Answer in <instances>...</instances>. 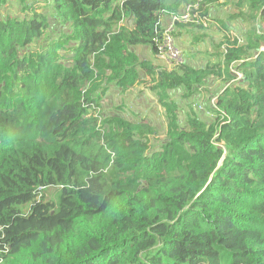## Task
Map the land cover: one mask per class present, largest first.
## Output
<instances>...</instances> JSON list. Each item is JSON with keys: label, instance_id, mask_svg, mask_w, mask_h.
<instances>
[{"label": "trees", "instance_id": "trees-1", "mask_svg": "<svg viewBox=\"0 0 264 264\" xmlns=\"http://www.w3.org/2000/svg\"><path fill=\"white\" fill-rule=\"evenodd\" d=\"M196 3L205 16L206 0H0V264H264V0L236 1L244 43L170 69L162 17ZM145 78L166 108L154 148L146 119L98 112ZM212 79L215 116L195 102L183 119L169 92Z\"/></svg>", "mask_w": 264, "mask_h": 264}, {"label": "rangeland", "instance_id": "rangeland-1", "mask_svg": "<svg viewBox=\"0 0 264 264\" xmlns=\"http://www.w3.org/2000/svg\"><path fill=\"white\" fill-rule=\"evenodd\" d=\"M51 1V0H50ZM173 0H167V2H171ZM208 1V6L205 16H201L202 11L200 10L199 18L196 20L195 24L191 25H183L181 29H185L186 31L193 32L196 29H199V37L197 43L201 41L206 42V45H211V48L215 51L217 46L211 44L213 42V36L216 25L218 24V31H224V35L227 36L228 40L230 41H238L240 44L245 42L244 34L246 28L249 29L248 24H245L241 21L240 18H235L234 15L239 14V8L236 7L237 0H206ZM45 5V4H43ZM4 12H9L12 14H19L20 8L17 2L13 3L9 9H5ZM50 14V12H49ZM51 15V14H50ZM206 17V18H205ZM50 20L54 26L57 28V22L55 18H51ZM224 20L229 21L231 24V29H226L224 25ZM223 35V36H224ZM177 38H179L178 32L176 33ZM197 36V35H196ZM197 38L194 37V42ZM177 40V39H176ZM185 45H188L185 43ZM228 46L227 42L224 44L222 48H226ZM184 50V49H183ZM217 51L216 53H218ZM191 52L183 51L184 56L186 59L189 58V62L193 63L195 61L198 64V58L200 55L196 53V56H192L188 54ZM193 60V61H192ZM162 63L161 61H159ZM166 65V67L172 69L173 66L162 63ZM199 67V65H197ZM206 66V65H204ZM227 82L221 81L220 79H212L210 81L209 86L202 87L201 93L195 97V99L185 98L187 92L180 90V91H172L169 92L168 100L171 101L173 104L179 105L183 108L181 117L183 119L186 118V114H191L192 110L191 107L193 103L198 102L199 104H195V107H200L205 112L203 113L206 116L214 117L215 114L208 110L206 111V107L204 105H209L211 98H217V94L219 90L222 88L224 89L227 86ZM151 82L148 78H145L141 83L136 85L134 88L128 91H122L116 89L112 86L110 92H108L101 100L100 108L98 112L100 115L106 116L107 118H113L115 115H119L118 111H123L129 118L133 119H141L144 118L148 122H150L154 127H156L157 132L153 137V148L160 145V140H164L166 138L167 133V118L166 108L158 98L152 94L150 90ZM212 99V102H213ZM203 116V115H202ZM58 187H49L45 188L42 191V195L46 201H53L57 202L58 200Z\"/></svg>", "mask_w": 264, "mask_h": 264}, {"label": "built area", "instance_id": "built-area-1", "mask_svg": "<svg viewBox=\"0 0 264 264\" xmlns=\"http://www.w3.org/2000/svg\"><path fill=\"white\" fill-rule=\"evenodd\" d=\"M200 5L189 4L186 5L183 11L173 14L170 22L162 26V45L160 47L159 59L166 64L178 66L185 60L183 50L179 47L176 40V30L179 23H189L199 18ZM242 77V76H240ZM216 100L213 99L214 103Z\"/></svg>", "mask_w": 264, "mask_h": 264}, {"label": "crops", "instance_id": "crops-1", "mask_svg": "<svg viewBox=\"0 0 264 264\" xmlns=\"http://www.w3.org/2000/svg\"><path fill=\"white\" fill-rule=\"evenodd\" d=\"M133 20V19H132ZM132 20H129L128 23L129 24H132ZM170 22V15H164L162 17V26H165L167 25L168 23ZM227 24L229 25V29H231V24L229 21H226ZM217 27L215 28V31H214V36H213V42H211V44H214V46H217V44L219 43V41L221 42V40L224 38V31H218V24L216 25ZM178 32L179 34V38H177L176 36V39H177V43L179 45V47L187 52H191V53H188V54H191L192 56H196V53L199 56L198 58V64L195 63V61H193V64L194 65H199L200 66H204L206 65L209 61H212V62H217V59H213V55L215 54V51L211 48V45H206V42H203L201 41L200 43H197L196 41L194 42V37L195 38H201L199 37V29H196L194 30L193 32H190V31H186L185 29H177L176 33ZM197 35V36H196ZM196 39V40H197ZM185 43H187L188 45H185ZM183 50V51H184ZM139 53L141 55V57L143 58H152L153 56L150 54V52L145 49V48H141L139 50ZM189 58L188 57L186 60L189 62ZM196 59H197V56H196ZM162 63H165L164 61L160 60Z\"/></svg>", "mask_w": 264, "mask_h": 264}]
</instances>
